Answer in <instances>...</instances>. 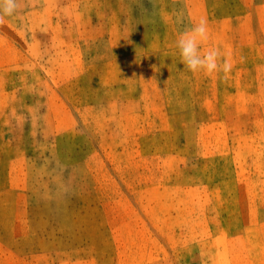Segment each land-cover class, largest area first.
I'll list each match as a JSON object with an SVG mask.
<instances>
[{"label": "rangeland", "instance_id": "1", "mask_svg": "<svg viewBox=\"0 0 264 264\" xmlns=\"http://www.w3.org/2000/svg\"><path fill=\"white\" fill-rule=\"evenodd\" d=\"M201 18L227 79L180 61ZM0 264H264V0H22L0 24Z\"/></svg>", "mask_w": 264, "mask_h": 264}, {"label": "clouds", "instance_id": "2", "mask_svg": "<svg viewBox=\"0 0 264 264\" xmlns=\"http://www.w3.org/2000/svg\"><path fill=\"white\" fill-rule=\"evenodd\" d=\"M38 2L39 0H27L30 6H35ZM21 3L22 0H0V24L5 22L6 17L14 16ZM208 36L207 20L204 18L181 32L175 44L180 61L192 73L203 71L209 76L223 73L227 79L233 68L229 59L222 58L218 48H210L201 53L200 47Z\"/></svg>", "mask_w": 264, "mask_h": 264}]
</instances>
